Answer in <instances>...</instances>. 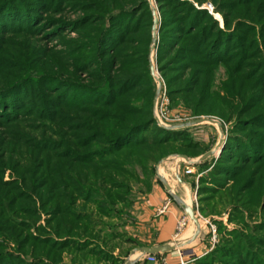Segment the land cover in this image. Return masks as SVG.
Wrapping results in <instances>:
<instances>
[{
  "label": "trees",
  "instance_id": "trees-1",
  "mask_svg": "<svg viewBox=\"0 0 264 264\" xmlns=\"http://www.w3.org/2000/svg\"><path fill=\"white\" fill-rule=\"evenodd\" d=\"M154 2L160 15L157 67L171 104L183 101L197 114L235 110L220 156L211 169H202L208 173L199 177L197 195L202 204L213 205L226 195L232 200L229 222L238 221L240 203H248L264 184V60L249 61L263 54L249 36L257 30L264 44V1L212 0L223 28L202 7L204 0ZM66 7L83 14L73 21L53 16ZM154 18L151 0H0V237L33 257L23 259L0 242V264H58L63 250L81 252V264L89 257L118 262L107 248L112 233H103L93 215L121 216L130 206V180L155 171L153 163L168 154L206 152H198L186 129L155 121L149 58ZM69 29L79 38L64 39L61 53L33 39L63 38ZM220 65L227 78L234 74L231 85L220 83L223 91L246 93L236 106L214 89ZM76 70L86 74V82ZM29 117L41 122L35 129L59 127L58 139L30 137ZM18 148H25V158L15 157L23 156ZM7 169L13 179L4 180ZM41 213L48 216L49 228L38 227L43 235L29 231ZM233 235L234 246L219 238L199 263L264 264V254L249 247L264 248L262 238L246 235V242Z\"/></svg>",
  "mask_w": 264,
  "mask_h": 264
},
{
  "label": "rangeland",
  "instance_id": "rangeland-1",
  "mask_svg": "<svg viewBox=\"0 0 264 264\" xmlns=\"http://www.w3.org/2000/svg\"><path fill=\"white\" fill-rule=\"evenodd\" d=\"M153 3V6L155 8V18L154 21L156 20V23L153 21L152 25V36H153V44L150 46V53H149V58H150V65H153L154 72L151 73L153 78H154V73L157 72L160 79L163 80L165 87V79L161 75L160 71L158 70L157 67V47L159 43V38H158V32H159V26H160V15L158 13V10L156 9V5L154 0H151ZM212 0H204V3L202 7H205V5H211L212 9L208 10L210 13L213 14L214 18L218 21L219 26L223 28L224 26V21L223 17L221 16L220 13H214L213 12V5H212ZM264 1V0H260ZM206 8V7H205ZM254 10H251V14L253 15L252 18H255L257 14L253 13ZM257 12V11H256ZM249 13V14H250ZM83 12L79 8H69L66 7L62 12L53 14L55 17H63L66 18L69 21L76 20L81 17ZM241 14V13H240ZM262 18V17H261ZM234 22V21H233ZM155 25V29H154ZM154 32L156 35L154 36ZM255 39L260 45V50H262L263 54H257L256 56L252 57L249 61L252 65H255L256 63H259L263 61V56H264V44L262 43L261 37L256 30L255 33L250 34L249 38L250 39ZM37 35L34 36L33 39L38 41V45H41L43 47H46L47 49H51L54 52L61 53L66 50L65 43H63V40H69V39H78L79 38V32L73 31L71 29L65 30L63 32V38L60 37H55L53 39H44L41 38ZM19 39V38H18ZM254 55L257 53L256 51L253 52ZM264 62V61H263ZM247 69V66H246ZM73 67H68L67 73L72 72ZM77 75L82 77L83 80L86 82L87 81V76L86 74L82 73L79 70H76ZM151 72V71H150ZM234 76V74H230L227 78L226 71L224 66L220 65L215 69V74H214V89L216 91H219L221 95L225 94V97L229 100V106L233 107L236 106L240 100L244 99L246 96V93L240 92L239 95L231 96L229 93L228 95L223 91L222 86L220 83L224 80H229L230 85H231V79ZM67 76V75H65ZM236 78V77H235ZM162 80H160L162 82ZM155 81V78H154ZM156 85V92H157V83L155 81ZM234 86H237V83L234 84ZM242 89V87H241ZM236 91V90H235ZM242 93V94H241ZM227 95V96H226ZM242 95V96H241ZM156 96V94H155ZM229 96V97H228ZM155 98V97H154ZM222 105H225L222 103ZM170 109L173 114H178L181 116V121L171 123L170 129H186L192 136L193 140L199 144V149L198 152H205L209 153L206 161H202L200 159L203 154H199L198 156L190 157L191 160H194L192 164V173L190 174H184V175H191L190 178L187 179L188 176H183L177 180L175 177H169L168 173L170 169L173 167L170 162L178 160L180 157H184L185 155H181L179 153H171L168 154L167 156L161 158L159 162L153 163L152 167L155 169V171H152L151 173L149 172L145 177L143 174L139 173L140 181L133 182V180H130V192L129 195L127 196V202L130 203V206L125 208L123 210V213L119 217H113V218H103L101 216H98V214L93 215V210H90L91 208L89 205L85 206V210H88L93 217L99 221L100 227L104 231H107L108 233H112L113 237L110 239H107V248L113 252V256L118 259V262H113L111 260L109 261H104V260H97L98 258L96 257H89L86 260H88L84 264H123L127 259H131V255L134 253V247L138 245V238L136 235L139 234V232L136 230L137 222L139 219L137 218L138 216V211L141 208V205L146 201L148 198V195L154 190L156 187H160L161 189L167 191L171 195L175 196V198L180 199L181 196H184L185 190H184V182L185 181H191V184H193V189L190 193L191 195V200L189 197L186 198V203H189V206H191L195 212V215L197 216L199 223L201 222L203 225L206 226V230L208 232L206 233V236H209V242L210 244L208 245V251L204 253L200 257L199 260L205 258L213 249V247L217 244L218 239L220 240H227L228 244H231L230 246H234L236 243V239L233 233H237L240 235H243V238L245 237L248 242V238L246 235L251 236L252 238H262L264 240V227L262 228L260 223L264 221V184L260 189L257 190L256 196H251V199L248 200V203H245L242 205V214L241 217L242 219L238 221H232L229 222V212H230V205H231V199H228L226 195H223V198L219 197V204L211 202H206L205 204H202L199 202V198L197 195V187H198V181L199 177L201 175L206 176L208 171H202V169L208 168L211 169L212 165L216 162L218 157L220 156L222 149L225 145V142L227 141V138L229 136V132L233 125L236 122V116H235V110L231 108L225 109V113L221 114L223 112V109L220 108L219 112L217 111H211V112H204V113H195L193 108L187 104H185L183 101H178L176 104H171L170 102ZM153 110H154V100H153ZM196 119H203L202 122L195 123V124H190L191 121L196 120ZM213 120L217 121L214 122ZM26 123L25 125L28 126V133L30 137H42L41 135L53 139H58L57 135L54 133H57L56 130L57 126H53L52 124H49V126H41L42 128L40 129H35L39 125H42L39 120L33 119V117L26 118ZM57 127V128H56ZM64 130V129H63ZM4 131V130H3ZM221 134V135H220ZM22 150L23 156H20L19 154H15V157L19 158H25L26 153H25V148H18ZM185 158V157H184ZM206 158V157H205ZM181 170L183 169V163H181ZM160 168H163V172L161 173ZM159 172L161 174H159ZM182 172V171H181ZM11 171L7 169L4 172V180H10L13 179L11 178ZM15 175V174H13ZM18 175V174H16ZM259 196H258V195ZM181 200V199H180ZM215 201V200H214ZM81 200L78 199L77 203L78 205L80 204ZM171 202H174L171 200ZM145 204V203H144ZM201 205H206L204 211L200 209ZM122 206V204H119L117 207L119 208ZM153 207H150V209ZM162 208V207H160ZM159 208V209H160ZM158 212V210H157ZM189 217V216H188ZM21 218V217H20ZM22 219V218H21ZM47 219L48 216L47 214L41 213L38 215V218L33 222V226L30 227L31 232L33 233H40L43 235V232L40 231L38 227H44V228H49L47 225ZM189 221H192L189 217ZM218 222L217 224H215ZM102 224V225H101ZM221 224V225H220ZM211 225L214 226L215 228V235L216 239L211 240ZM264 226V225H263ZM222 227V232L221 231L218 233L217 230L221 229ZM200 227H197L196 230V235L199 234ZM230 233V234H229ZM231 234L233 235V238L231 237ZM205 236V235H204ZM54 237V236H52ZM228 237V239L226 238ZM131 240H134L132 242ZM0 242H3L6 245V248L9 251H12L14 254L19 255L23 259H31L33 258L32 256L30 257L29 254H24L22 250H20V247L14 243L13 240L7 238L6 236H1L0 237ZM103 244V243H101ZM250 251L251 253H261L264 254V248L259 249L256 245L249 244ZM133 251V252H132ZM226 259V258H225ZM58 264H81V252H75V251H68V250H63L60 253V259H59ZM139 261V260H138ZM134 261V264H146L145 262L141 261ZM221 264H236L233 262H228L227 259L225 262L221 260ZM216 260L211 261L209 264H216ZM197 264H203L199 263L197 261ZM218 264V263H217Z\"/></svg>",
  "mask_w": 264,
  "mask_h": 264
},
{
  "label": "crops",
  "instance_id": "crops-1",
  "mask_svg": "<svg viewBox=\"0 0 264 264\" xmlns=\"http://www.w3.org/2000/svg\"><path fill=\"white\" fill-rule=\"evenodd\" d=\"M173 166L169 173V177H175L179 180L182 175L191 177V175H184L183 169L181 170V163L176 160L170 162ZM161 173L163 168H160ZM182 171V172H181ZM159 172V174H161ZM189 180V179H188ZM184 182V196H181V200L175 198L167 191L161 189L160 187H155L154 190L148 195L146 201L141 205L140 210L138 211L137 218L139 221L136 223V230L139 232L136 237L138 238V245L134 247V253L131 255V259L134 261L141 262L139 259L141 253L138 248L143 246H161L168 245L171 249L162 252L168 260L175 264L181 256L184 259L192 261L187 264H197L200 257L208 251L209 236H206L208 230L206 226L200 222L199 234L196 235L197 226L193 221H189L186 227L177 235L175 233V225L178 218L185 213L184 206L189 205L186 203V198L189 197L191 200V191L193 189V184L191 181ZM188 199V198H187ZM174 201V202H171ZM166 205V209L162 213H158L157 210L160 207ZM150 207H153L150 209ZM205 235V236H204ZM132 251V252H133Z\"/></svg>",
  "mask_w": 264,
  "mask_h": 264
},
{
  "label": "built area",
  "instance_id": "built-area-1",
  "mask_svg": "<svg viewBox=\"0 0 264 264\" xmlns=\"http://www.w3.org/2000/svg\"><path fill=\"white\" fill-rule=\"evenodd\" d=\"M206 8L209 10L212 9L211 5H205ZM154 78L157 83V92L156 96L154 98V110H153V115L155 118L156 123L159 126L162 127H170L171 123H175L178 121H181V116L178 114H173L171 109H170V100L169 97L166 93V87L162 79H160L159 75L157 72L154 73ZM162 80V82L160 81ZM214 122H217L213 120ZM221 135V134H220ZM178 161L180 163L184 164V169L183 173L184 174H190L192 173V163L195 162L194 160H191L190 158H184L180 157L178 158ZM166 209V205H164L162 208L158 209V213L164 212ZM189 222V217L186 213L182 214L175 225V233L174 236H177L187 225ZM211 240L216 239L215 235V228L213 225H211ZM182 252H179L180 257L178 258L177 263L175 264H187L188 262L192 261L188 259H184L183 256H181ZM139 259L146 264H173L171 263L168 258L163 255L162 253H145L141 254Z\"/></svg>",
  "mask_w": 264,
  "mask_h": 264
},
{
  "label": "water",
  "instance_id": "water-1",
  "mask_svg": "<svg viewBox=\"0 0 264 264\" xmlns=\"http://www.w3.org/2000/svg\"><path fill=\"white\" fill-rule=\"evenodd\" d=\"M154 23H156V20L154 21ZM155 25H154V29H155ZM154 36L156 35V33L154 32L153 34ZM150 71L151 73L154 72V68L153 65H150ZM203 119H196L190 122V124H195V123H199L202 122ZM209 155V153L204 154L203 156L200 157V159H204L205 157H207ZM185 158H187L186 156H184ZM184 210L185 213L190 217V219L196 224L197 227H200V223L199 220L197 218V216L195 215V212L193 210V208L189 205H185L184 206ZM171 249L170 246L168 245H161V246H143L138 248V250L140 251L141 254H145V253H162L165 252L167 250ZM134 260L132 259H127L123 264H134L133 263Z\"/></svg>",
  "mask_w": 264,
  "mask_h": 264
},
{
  "label": "bare ground",
  "instance_id": "bare-ground-1",
  "mask_svg": "<svg viewBox=\"0 0 264 264\" xmlns=\"http://www.w3.org/2000/svg\"><path fill=\"white\" fill-rule=\"evenodd\" d=\"M196 225V224H195Z\"/></svg>",
  "mask_w": 264,
  "mask_h": 264
}]
</instances>
